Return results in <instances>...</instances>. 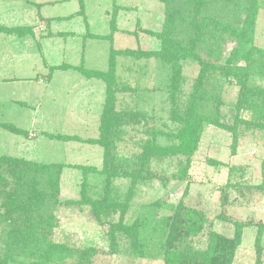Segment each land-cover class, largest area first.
<instances>
[{"label":"rangeland","instance_id":"1","mask_svg":"<svg viewBox=\"0 0 264 264\" xmlns=\"http://www.w3.org/2000/svg\"><path fill=\"white\" fill-rule=\"evenodd\" d=\"M192 1L188 9L200 12L199 22L207 16L222 24L232 8L243 12L238 0ZM258 2L254 45L263 49L264 0ZM166 11L162 0H0V26L19 27L11 33L0 29V155L62 168L51 238L64 249L60 260L46 264H165L162 250L144 244L165 238L160 227L172 225L180 204L204 215L193 234H187L188 226L175 227L188 245L203 252L211 234L233 238L240 223L230 264H264V128L240 123L237 135L231 131L238 123L235 104L251 88L247 84L264 85V56L251 80L239 75V66L222 70L213 49L218 33L209 22L197 50L189 54L184 42L185 57L175 60L153 34L165 32ZM186 16L176 17L177 39L185 32L192 37ZM230 47L227 41L223 52ZM112 51L116 66L108 88L84 72L107 71ZM196 86L203 95L198 108L212 107L221 127L203 123L195 148L177 155L183 161L145 150V141L167 145L179 125L174 114ZM240 117L250 114L242 111ZM108 125L113 154L125 161L112 179L100 139V127ZM140 154L148 155L142 165ZM100 196L115 200L102 214L89 201ZM1 203L0 264H31L6 246L9 219L4 221L7 206Z\"/></svg>","mask_w":264,"mask_h":264},{"label":"trees","instance_id":"2","mask_svg":"<svg viewBox=\"0 0 264 264\" xmlns=\"http://www.w3.org/2000/svg\"><path fill=\"white\" fill-rule=\"evenodd\" d=\"M162 1L167 6L163 26L165 32L153 34L163 41L162 50H164L167 56L170 57L175 53V60L183 56L185 57V53L181 52V46L183 47L184 42L187 43L186 50L192 55L193 51L199 47V42L203 43L204 30L209 27V22H211V27L217 31L219 37V44H215L213 49L217 48L218 51L215 58H222V70H229L234 66H239L240 69L237 71L241 77L243 76L251 80L258 75L257 69L259 68L256 66V61L264 56V48L261 49L254 45V20L257 15L258 1L261 0H247L244 5H240V1L238 0L237 8H241L243 12H237L232 8L228 20L224 23L222 22V24H218L213 19L212 21H208L210 19L207 16H204L202 21L199 22L198 13L200 12L197 10L189 11L188 9L190 3H193L192 0ZM206 1L196 0L199 3ZM173 2L177 3L176 7L172 5ZM183 14L189 17L187 26L190 25L191 27H188V29L192 37H189L185 32L180 39H177L176 35H178L179 28H176L175 21L177 20L176 17H178V20L182 19ZM179 25L182 27L181 23ZM113 28L116 29L114 22L112 24ZM0 29L11 33L18 30L19 27L6 28L0 26ZM167 31L172 35L171 37L167 38L165 36ZM227 41L231 43L228 54L225 51L223 52L224 44ZM115 53L116 51L111 52L107 71L84 72L86 76L101 79L109 88V78L116 66ZM203 63L204 66L211 65L206 63L205 60H203ZM179 75V70H176L172 77L174 83H176ZM247 85L251 88H246L247 91L241 93L235 104L234 122L238 123L231 130L233 135L236 134L237 129L241 125L240 123L252 126L253 128H264V85L257 83H248ZM201 97L203 95L196 86L190 99L186 102V106H183V109L179 108L175 112L173 121L179 125L175 127L176 130L174 129L173 133H169L172 135V138H169L170 140L167 142V145H163L165 149L159 148L161 144L157 146L153 140L150 142L145 141L143 148L150 151L156 149L158 153H167V155L188 154L195 148L199 140L203 123H210L221 127L215 116L216 114L213 113L215 110H211L212 107L210 110L208 107L198 108V102H201ZM205 109L209 111L207 112ZM242 111L249 112L250 119H241L240 113ZM100 129V139L102 138V145L105 147L103 165L107 168L111 179L117 178L120 176L118 164L125 161L124 159L118 161L119 158L113 154L114 151L111 149L112 142L107 139L109 125L101 126ZM138 157L142 165L148 155L140 154ZM176 158L177 160H182V157L177 156ZM182 161H179V166L186 168V165ZM55 168L56 164L27 160L17 156L0 155V201H2V206H7L6 211L8 215L4 218V221L9 219L7 224H5L10 229L7 235L8 241L6 246L27 255L26 257L32 260L31 264H46L48 261L55 262L56 260H60V254L64 249L62 244H56L51 238L52 229L56 221L54 207L56 205L55 194L58 191V172L62 169L60 165H57V170ZM136 174L139 175L138 173ZM132 176L133 180L137 181L136 176L133 174ZM262 177H264V170ZM89 201L91 202L93 212H100L101 214L102 211L105 212L115 202V200H111L105 196H100V198ZM39 208L43 211L42 215L39 211L37 213ZM203 221L204 215L201 212L180 204L176 207L175 213L170 218L172 225L168 227L162 225L160 227L162 230H166L165 238L154 237V242H146L144 248H152L150 245L152 244L153 247L162 250L165 264H230L233 249L236 248L239 242L242 224H234L237 232L235 231L233 238L221 234H211L208 237L207 249L200 252V250L188 245V237H182L181 231L178 232L179 230H176L175 227L178 226L182 230L183 227L188 226L186 230L187 234H193L200 230ZM137 227L138 225L132 227V234ZM144 240H146L145 237H142L137 243L140 245L142 241L143 243L145 242ZM134 246L136 247L135 242Z\"/></svg>","mask_w":264,"mask_h":264}]
</instances>
